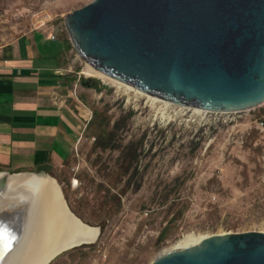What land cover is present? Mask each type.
Here are the masks:
<instances>
[{
    "label": "rangeland",
    "instance_id": "rangeland-1",
    "mask_svg": "<svg viewBox=\"0 0 264 264\" xmlns=\"http://www.w3.org/2000/svg\"><path fill=\"white\" fill-rule=\"evenodd\" d=\"M91 1L0 0V46L41 28L64 36L69 91L91 114L70 160L46 174L100 233L47 264H148L184 238L264 232V102L196 112L84 74L64 19Z\"/></svg>",
    "mask_w": 264,
    "mask_h": 264
},
{
    "label": "water",
    "instance_id": "water-1",
    "mask_svg": "<svg viewBox=\"0 0 264 264\" xmlns=\"http://www.w3.org/2000/svg\"><path fill=\"white\" fill-rule=\"evenodd\" d=\"M64 24L85 63L145 94L221 113L264 102V0H92ZM18 174L47 175L0 171V264L25 239L38 205L37 192L14 187ZM148 264H264V232L205 236Z\"/></svg>",
    "mask_w": 264,
    "mask_h": 264
},
{
    "label": "crops",
    "instance_id": "crops-1",
    "mask_svg": "<svg viewBox=\"0 0 264 264\" xmlns=\"http://www.w3.org/2000/svg\"><path fill=\"white\" fill-rule=\"evenodd\" d=\"M70 52L51 28L0 46V171L51 174L72 157L87 124L69 91Z\"/></svg>",
    "mask_w": 264,
    "mask_h": 264
},
{
    "label": "bare ground",
    "instance_id": "bare-ground-1",
    "mask_svg": "<svg viewBox=\"0 0 264 264\" xmlns=\"http://www.w3.org/2000/svg\"><path fill=\"white\" fill-rule=\"evenodd\" d=\"M84 74L108 79L129 93L144 95L152 101L162 102L166 105L170 104L165 100L145 94L128 84L112 79L87 63H85ZM190 109L196 112H206L198 108ZM11 178V181L15 183L14 187H17L16 184L26 185L33 192H37L39 198L37 207L33 209L26 237L16 247L8 264H43L52 256L72 249V247H67L70 243L82 241L81 245H84L96 241L99 235L98 227L87 225L74 214L71 215L66 211L65 204L60 197L59 186L54 178L40 174H18ZM76 184L77 182L73 180V185ZM78 237L80 239H77ZM202 238H184L162 253L191 246L198 243Z\"/></svg>",
    "mask_w": 264,
    "mask_h": 264
},
{
    "label": "built area",
    "instance_id": "built-area-1",
    "mask_svg": "<svg viewBox=\"0 0 264 264\" xmlns=\"http://www.w3.org/2000/svg\"><path fill=\"white\" fill-rule=\"evenodd\" d=\"M51 38H54V36H51ZM163 105H166V104H163ZM169 105H172L171 103L169 104ZM174 105V104H173ZM174 106H176V105H174ZM178 106V105H177ZM82 107H84L83 105H82ZM179 107H181V108H184V107H182V106H179ZM84 112H85V122H86V124L89 122V120H90V118H91V114H90V111L89 110H87L85 107H84ZM215 113H221V112H215ZM261 124H262V122H261ZM81 139V136H79V138H78V141ZM77 141V142H78ZM76 181V180H75ZM77 182V181H76Z\"/></svg>",
    "mask_w": 264,
    "mask_h": 264
},
{
    "label": "trees",
    "instance_id": "trees-1",
    "mask_svg": "<svg viewBox=\"0 0 264 264\" xmlns=\"http://www.w3.org/2000/svg\"><path fill=\"white\" fill-rule=\"evenodd\" d=\"M89 86V85H88Z\"/></svg>",
    "mask_w": 264,
    "mask_h": 264
}]
</instances>
